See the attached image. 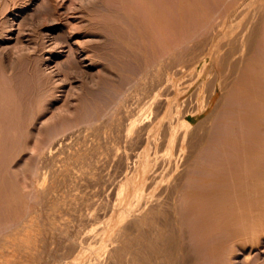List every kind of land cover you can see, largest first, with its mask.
<instances>
[{"label": "bare ground", "instance_id": "1", "mask_svg": "<svg viewBox=\"0 0 264 264\" xmlns=\"http://www.w3.org/2000/svg\"><path fill=\"white\" fill-rule=\"evenodd\" d=\"M206 1L207 0H201V1L200 0H126L121 5L122 11L124 13L123 16L126 17V20H128L127 22L129 23V25L130 26L132 25L131 28L132 27L135 28V31L137 34V36H136L137 38L135 37L137 40L134 39V41H132V40L131 41H124V43L123 42L122 43L124 44L125 47L129 48L130 50L131 49L133 50L134 47L136 48V46H138L139 48H142V51H141L142 53H143V49L145 50L146 54L147 53L149 54L151 51V53L153 54V55L151 54L153 58L151 57L152 60L149 59L150 62L148 61L149 63L147 62L145 64V66H143L141 71L139 70L140 72L138 73L137 77L134 78L135 79L134 82L132 80L133 84L130 82V84H132V86L128 90H126L127 91L125 94L126 98L130 97V99H131V103L128 104L130 106H128V105H127L128 107L126 106L128 109H126L125 111H122V115H120V117H119L118 112H121L119 110H120V108L121 109H123V108L120 107V102L117 103L119 105V110H118V112L116 111L118 113L117 115L119 117V119H117L118 122H116L115 125L112 124L113 123L112 118L115 116L114 115L112 118H109L110 120H112L111 123H109L110 121L107 122L105 120L106 124L103 125V127L104 126L107 127L108 126L107 124L109 123L110 127H108V129L112 128L111 124L113 126L112 131L108 130L106 128V134H107V131H109V132L111 131V135L113 138L112 139L108 133V137L110 136V138L113 141V142H111V143H113V144H111L112 145L111 151H109V152H111L112 158H116V159L119 158L120 160H122L123 156H124L126 163L124 162V167L122 166L123 165V163H122L121 166L123 168L122 169L120 168L123 171L124 178H122L123 181L120 183L118 190H117V193H116L117 194V198H116L117 203H116L115 196H114L115 194H114L113 196H114V200L116 203L115 207L110 208V209H112L110 217L108 214L106 215V218L109 217V219H108L105 227H103L104 225H102V224L100 225L103 227L102 233H101V235H102L101 242H100V239L98 238L100 245L98 247H95V245L97 246V243H98L97 242L96 244H94V246H92L91 244L94 243V242H92L93 239H92L91 243H89V241L87 240L88 236H91L90 234H92V233L96 234V232L91 233V231H90V234L88 236H86V238L81 237V236H83L82 234L85 233V231H83L85 229L84 228L82 229V227H84V226H82L81 224H83L84 223L83 221L87 217H89V215H86V213H88L87 211L89 209H87V211H86V209H84L86 211V213L83 212L84 215H82L83 213L81 211H80L81 213H77V214L75 213L74 214L73 220L75 221V223L78 222V224H75V223L72 224L71 223L72 220L69 221V219H67V218L64 221L62 220L63 222L58 223L57 221L54 220V217H55L54 215H53L54 216L53 219H52V217H50L51 218L50 219L49 216L46 215L45 216L46 219L48 216V218L50 220L47 219V222H44V221H42L43 218H42V220L40 218H39L40 220L38 219V217L36 216L37 211L34 209L35 212L32 211L34 213L29 212L30 214L27 217L18 219L17 222L13 225V227L9 228L10 230L7 233L0 236V264H86L85 262H87V261H84L83 258L89 254L92 255V257H93L92 260L90 259L91 257L89 258L90 261H93V260L94 261L92 263L90 262L88 264H103L99 259L100 258L99 254L101 253V251H106V252L109 251V255H107V260H108V257L110 255L116 256V254H117V260L115 259V257L112 258L113 260L115 259L117 261V263L115 261H113L112 259L111 260L109 259L110 264H114V263L115 264H124L123 262L125 260V256H127V255H128V258H130V259L128 260L129 262L127 260H125L127 262L126 264H182V263H178V262H181L178 259V256L180 254L179 252H180V250L184 249L187 253V251L189 249L186 250L184 248V247H186L185 245L183 246L181 243L179 244L180 241H178V243H177V241L174 239L175 234L173 235V232H175L174 231L175 228H174L173 221L178 220V219H176V217H178L177 215L180 214V212L184 213L185 216L187 215V217H186L187 219L192 218V214L194 213L193 212L194 210L192 208H191V210H192L191 211L188 207H186L187 209L185 207H183L184 206L183 205L184 203L182 204L183 199H185V200L188 199L191 203L197 202V204L192 203L193 205L190 206V207H194V205H195L196 207H194V209H196V211L199 210L201 212V209H202V212L198 213L199 212L198 211L197 215L203 214L202 216L204 218L207 215L206 217L208 220L206 218L202 219L203 217L201 215L200 216L198 215L199 217H197V215H195L196 219L195 218H194V220L191 219L194 221L193 222L194 224H195V220H196V222L199 221L200 226H201L202 225V222H200V219H201L202 221L203 220L205 221L204 226L202 225L201 229L208 225V227L211 226L210 228H212V230L214 229L215 231H217L219 233V236L221 233L222 234L224 233L223 238L225 237V240L223 239L224 241H221V242H223L225 244L220 242V243H218V244H221V246H220L216 243L218 246H220V247H222V245L227 246V244H228L226 242V239H227L226 236L227 235H228V237L230 236V241H229V238L227 239L230 243V244H228V246H232L231 247L232 249L229 252H233L236 249L243 251V249H245L246 246L247 247H250V246L253 247L254 245L256 246V244H258V242L256 241L258 236H261V235L264 236V64H263L264 61H263V63L261 62L263 60L262 58L264 57V55H263L264 54V39H263L264 38L263 37L264 36V27H263V25H264V16H263L264 14H263V12L264 11H262L264 9L263 8L262 9L261 8L255 9L256 7H254V8L251 7V6H253V4H256V0H217V1H220V3L218 2L219 5H217L218 3H216V5H213V6H214V8L218 6L216 11L218 12L219 15H218V18H216V17L215 18L218 20L220 19V20L216 24L214 21L215 19H212L214 21L215 25H217V27H216V26H213V24H214L213 21L212 22L210 21V19L215 14L212 17L210 15V17H211L210 18L209 15L207 16L208 11L206 9V7L210 9V5H212L213 0H211V4H210V2L207 3ZM200 2H204V4L207 3V4H209V6L207 4H206L207 6H205V5L202 6V4ZM262 3H263V0H262ZM262 3H260V4H262ZM119 5H120V3H119ZM257 6H259V5L257 4ZM260 10H261V12H260ZM117 11H120V9ZM122 11H120V12H122ZM260 13H262L261 16H260ZM120 15H119V17H120ZM207 17H209V20H207L208 19ZM121 18H122V16H121ZM192 19L198 23L197 24L195 22L199 26V28L201 26V29L198 28L199 30L197 32L194 31L195 34L192 31L193 35L192 34L189 35L191 33L190 30H193V29H190L192 26V23L190 24L191 26L190 25L187 26L188 25L187 21L192 22L193 21ZM204 19H206L207 22L202 23ZM202 24H204V25L202 26ZM192 28H193V26H192ZM262 33H263V36H262L261 40H263V42H260L261 40L259 38H261L260 36L262 35ZM184 34L187 36V39H184V37H183V36H185ZM135 40L138 42H136ZM137 50L138 49H136V51ZM146 50H149V52ZM139 51H140V49H139ZM256 51H258L257 52L258 54L256 53ZM146 54H144V55H146ZM148 54H147V56H149ZM144 55H142V57ZM260 56H261V58H260ZM144 57H146V56H144ZM84 59H85V57H84ZM86 59H89V58H86ZM92 61L88 64V66L93 65V64H98L97 60H96L97 63H93ZM242 64H243V66H242ZM242 72H243V81L241 82V84H242L241 87H243V89H240L242 91V92H240V94L243 93L242 95H243L244 105H242V106H244L245 109H243V112H242V114L244 113L243 118L241 117L242 115L239 117L243 119L242 121H244L243 125L245 126L246 132L251 131V130H252V132H251V134L248 133L249 135L247 136V138L244 137L245 140L243 141V145L242 144L239 145L238 143L235 142L236 144H238V146H241V148L243 146V149L239 148V151L243 150V151H241L243 154H240L241 156L243 155V158H241V156L237 157L239 155V153H238V155L236 153L237 159L232 158V156H231L230 160L234 161L236 159V161H237V160H239V158L243 159V161H242L243 163L237 164L239 166H237L235 164V168L239 167V169H240V165H243V168H241L239 171V172H241V170L243 169L242 170L243 171V181L239 182L240 179L242 178L241 176L237 175L239 173V172H237V170H239V169L236 170L235 168H232L233 163L228 162L225 159L224 156L228 155V154H225V155L223 154L224 156L221 155V156H223L222 159H225L226 161L225 160L224 161L228 162L229 164L231 163V168H230V165L228 164L229 168L225 167L226 169H224V166H223V168L222 167L220 168V170L223 169L222 170L223 172H221V171L216 172V171H214L215 170L214 169L213 170V172H214L213 178H209L211 180H208V181L204 178V177H207L206 175L203 177V175L205 173H207L206 170H204V168H203L204 171L203 170L202 171L204 173H202L203 175H201L202 178L199 177L200 178L199 179L196 177V180H195V182H193V184L196 186V188L200 187L201 185L207 184V183L209 184L210 181L212 182V184L210 183L209 185H211V186H209V187L207 185H204L205 187L203 186L204 187L203 191L199 188L196 189L195 187H193V189L194 188L195 189L191 192V191H189L190 189L188 188V190H187V188H185L184 185H185L186 181H188V179H189L188 177L190 176L189 172L192 169L191 167H189L191 165V162L189 164V159H191V157H193L194 154L193 155L189 154V157L187 156L188 159L183 161V163L181 165H179L178 158H180V156L183 153H185V150H188V149H185V144L188 141H189V143H187V145H190V146H188V147H190V149H189L190 151L188 150L189 153H192L191 152L193 150L192 147H194L197 151L195 153L199 154L198 151L201 150L206 143V138H207L206 136L207 135L202 134V133L199 134V131H197V129L203 128L206 125V123L210 120V118H209L210 116L207 118H204L202 120H198L199 116L201 115V113L203 112L205 107L208 108L210 106L213 98L216 95L218 97L219 96L226 97L224 94H227L228 87L231 86V84L232 85L236 84L237 83L236 81L238 79H239V81L241 80ZM212 74H213V76H211ZM70 75L71 74H69V76ZM75 75L76 74H74V76ZM187 77H188V79H187ZM75 78H76V76H75ZM127 82H129V81H127ZM127 82H126L124 87L127 86ZM110 83H113V82H109L108 83L109 86L111 85ZM95 85L92 88L95 87L94 89H97L98 87H100L99 86L100 84L99 85L95 84ZM101 85H102V83H101ZM120 85H122V84H120ZM237 86L239 87V85H237ZM237 86H236V88H237ZM101 87H103V86H101ZM115 87H117V85H115ZM118 87L116 88L117 90L119 89ZM100 88H99V92L101 91ZM112 88H113V86H112ZM112 88L110 87L109 89L113 90L114 88L113 89ZM193 88H195V90H193ZM117 90H115V91L113 90V91L116 93ZM123 90H125V89H123ZM231 90H232V88H231ZM106 91L108 93V90H106ZM191 91H192V93H191ZM89 92L95 93V90L94 91L89 90ZM121 92H123V91L121 90ZM223 92H225V93L223 94ZM189 93H191L190 95L197 102L195 105L196 107L193 106L194 108L187 107V105L185 104V97ZM203 93L206 94L205 95L206 98H204V100H205L204 104L200 100L202 98L201 96ZM90 94H92V93H90ZM121 94H123V93H121ZM234 95H236V94H234ZM104 96H106V95H104ZM98 97L99 96H96L95 98H98ZM102 97H101V99H102ZM106 97H108V95ZM222 97H221V99L225 100V98H222ZM228 97H230V95ZM239 97H240V95H238V98ZM124 98H125V96H124ZM90 99L92 100L94 98L90 97ZM113 99H114V95H113ZM230 99H231V97H230ZM103 100H104V98H103ZM106 100H108V99H106ZM117 100H118V97L116 100H114V102ZM218 100H217V102H219ZM186 101L188 103L189 100H186ZM192 101H194V100H192ZM106 102H108V101H106ZM128 102H129V100H128ZM224 102H226V100ZM228 102H230V101L228 100ZM240 102H242V101H240ZM221 103L223 105V102H221ZM221 103H219V105ZM192 104H194V103H192ZM110 105H108V106H110ZM112 105H113V103H112ZM217 106L215 108L216 110H217ZM223 106L221 107V105H220V106H218V108L221 107L223 109ZM213 109H212V111H214ZM239 109L240 108H238V110ZM216 110L214 112H216ZM244 110H245V112H244ZM106 111H107V109H106ZM229 111H230V109H229ZM233 111H234V108H233ZM251 111H252V113H251ZM237 113L238 112H236L235 114H237ZM240 114L241 113H239L237 115H240ZM117 115H116V117H117ZM209 115H210V113H209ZM214 115H213V117H214ZM224 117L226 119V116H224ZM224 117H223V119H224ZM225 119H224V121H226ZM94 120H95L94 122H96L97 119H94ZM216 120H217V118H216ZM216 120H214V121H216ZM211 121H212V119H211ZM240 123L241 122H239V124H237V125H240ZM212 125L214 126V124H212ZM243 125H241L240 127H242ZM100 126L101 125L97 126V131H98V127H99V129L101 128ZM210 126H211V124H210ZM91 127H92V125H91ZM103 127H102V130H103ZM87 128H89V127H87ZM205 128H206V130H205ZM205 128H203L204 132H206L208 130L207 128H209V127L207 126ZM212 129L214 130V128H212ZM86 130L88 131V129H86ZM79 131H80V133L83 131V134H84V129L82 130V127H81V130L79 129ZM93 131H94V128H93ZM97 131H96V133H97ZM99 131H98V133H99ZM86 133L87 132L85 131V134ZM101 133H102V131H101ZM215 133H216V131H215ZM238 133H241V132H238ZM64 134H66V133H64ZM70 134H72L71 131H70ZM70 134H68V136H70ZM74 134H75V136H73V137H75V138H77L79 135V133H78V135H76L75 132H74ZM85 134H84V136H86ZM90 134L91 133H89L88 136ZM103 134H105V132ZM210 134H212V132L209 133V135ZM91 135L96 136L93 134H91ZM98 135H101V134H97V137H98ZM194 135L196 138H195V141L193 142L192 140H193ZM239 135H241V134H239ZM84 136H82V137H84ZM241 136H244V135H241ZM101 137L102 136H100L99 138H101ZM108 137H107V139H108ZM208 137H210V136H208ZM216 137H217V135H216ZM75 138L69 139V137L68 138L66 137L65 139H63V141L67 142L66 141L67 139H69V141L70 140L74 141L73 139H75ZM232 138L233 137H231V139ZM244 138L242 137L240 139H244ZM82 139H84V138H82ZM85 139H87V138H85ZM104 139H106V138H104ZM111 139H110V141H111ZM221 139H223V138L221 137ZM225 139H227V138H225ZM45 140H47V139H45ZM55 140H53V141L55 142ZM60 140H62V139H59V141ZM210 140H212V139H210ZM235 140H237V139H235ZM72 141H71V144H72ZM77 141H78V143H77V147H78L79 146L78 144L80 142H79V140H77ZM86 141L88 143L91 142L90 138H89V140H86ZM97 141H101V140L97 139ZM208 142H209V140H208ZM237 142H240V141H237ZM44 143L46 144V142H44ZM68 143H70V142H68ZM84 143H83V145H84ZM92 143H90V145ZM101 143L105 144V142H102V141H101ZM107 143L110 144V142H107ZM216 143H217V140H216ZM223 143H225V142H222V144ZM228 143H229V141H228ZM231 143H233V142L231 141ZM55 144L61 146L62 142L57 143V141H56ZM63 144L66 145L65 143H63ZM71 144H69L68 146L70 147ZM74 144H76V141ZM98 144H100V142ZM109 144H108V146H110ZM212 144H214V143H212ZM219 144L221 145V143H219ZM234 144H232V147H234L233 146ZM48 145H49V143H48ZM48 145H45V146L50 147ZM50 145H52V144H50ZM56 145H53L52 148L55 146L53 149L59 151L58 149H56V147L57 148H60V147H58ZM73 145H71V146H73ZM80 145L82 147V144H80ZM88 145H86V147ZM229 145H231V144H229ZM45 146H44V148H45ZM93 146H94V143H93ZM93 146H91V148L88 146V148L92 149ZM235 146L237 147V145H235ZM38 147L39 148H37V149L40 150L39 151V153H40L41 150L44 148L41 147L42 148L41 149L40 146H38ZM65 147L63 146L62 149L60 148V151L61 150L63 151V149ZM81 147H80V149H81L80 152H82V154H83L84 150ZM101 147H102V145H101ZM106 147L107 146H105L104 148H106ZM209 147L207 150H209ZM229 147H231V146H229ZM229 147L225 146L226 149L227 148L229 149ZM94 148L96 149V146ZM104 148H103V150L106 154L107 151H105ZM191 148H192V150H191ZM97 149H98V145H97ZM100 149H102V148H99L98 150H100ZM220 149H222V148H220ZM70 150H73V149H70ZM70 150H69V152H70ZM204 150H205V148H204ZM57 151L55 152L52 150V153H49V154L47 153L49 156H47V155L46 156L49 159V161H51V160L54 161L58 158V156H60L58 154V156L56 157L57 154L55 155V153H58ZM62 151H61V153H62ZM75 151L76 152L78 151V155L80 154L79 150H75ZM75 151L74 152L71 151V153L73 152V153L77 154ZM86 151L87 150H85V152ZM188 151H186V152L188 153ZM45 152H46V150H45ZM87 152L88 153H86V155L87 154L89 155L90 151H87ZM199 152L201 153V151H199ZM227 152H229V151H227ZM92 153H93V155H95V153H97V152L94 153V150H93ZM99 153H101L100 154L101 156H108L109 158H111V155H109V154L103 155L102 154L103 152H101V151ZM72 154L70 157L74 156V155L72 156ZM84 154L82 156L83 158L85 156ZM217 154H219V153H217ZM36 155H38V152ZM42 155H43V152H42ZM64 155H66V153ZM78 155H76V157H78ZM100 155H97L98 159L96 158V155H95V157L91 156V155L88 157L86 156L85 162L84 161L81 162V163H83V165L79 166L78 163H80V161H82L80 159V156H81V154H80L79 158H76V160L80 159L79 162L77 161L78 162L77 168L82 167L83 170H85V169L90 170V173H89V171H86V174L88 172L90 175L92 172L91 170H93L94 168L97 169L99 167V162L102 163V162H104V160L107 159V158L106 159L102 158V160L99 159ZM38 156L41 157L40 155H38ZM46 156H42V157L46 158ZM198 156L196 155V157H198ZM221 156H219V157H221ZM60 157L63 159V156H60ZM60 157L58 159L61 161ZM68 157H66L67 160L70 158V157L69 158ZM201 157H203V156H201ZM216 158H213V159L211 158V159L213 161ZM38 159H40V158H38ZM48 159L45 161H48ZM218 159H220V158H217V161H218ZM241 159H240V161H241ZM41 160H42V158H41ZM73 160H75V159H73ZM73 160H72V162H73ZM98 160H100V161L98 162ZM114 160L115 159H113V161ZM120 160H118V159L115 160L114 163H112V165H113L112 167H114L115 163L117 161H120ZM64 161L66 162V159H64ZM108 161H110V160H108ZM130 161L134 162V164H132L133 166L131 168L129 166V165H131ZM207 161L208 160H206V162ZM220 161L223 162V160H220ZM40 162H42V161H40ZM43 162H44V159H43ZM57 162H59V161H56V163ZM72 162H69V163L72 164ZM97 162H98V164H97ZM107 162H105V163H107ZM120 162H122V161H120ZM47 163L48 162H46V164ZM69 163L67 162L68 166H71V165H69ZM74 163H73V165H74ZM81 163H80V165H81ZM128 163H129V165H128ZM213 163H215V162H213ZM238 163H240V162H238ZM44 164H45V162H44ZM48 164H51V162ZM57 164L59 165V163H57ZM57 164H56V166H57ZM62 164H64V163H62ZM119 164H118V166H120ZM195 164L196 163H194V165ZM202 164L204 165V163H202ZM219 164H220V162H219ZM221 164H220V166H221ZM95 165H98V167H94ZM102 165H103V163H102ZM102 165H100V168L103 167ZM104 165H106L105 169L107 170L108 163L104 164ZM222 165H224V164H222ZM41 166H39V167H41L40 169H42V171H43V169L45 167H47L46 169H49L48 166H50V165H47L44 167V165L42 164ZM61 166L64 167L63 165H61ZM118 166H116L114 168L113 172H118V171L120 172L121 171V170H119ZM180 166H182V168ZM212 166H209V167L207 166V167L210 169ZM50 167H52V166H50ZM56 168H57L56 170H60V169H58L59 167H56ZM116 168H117V171H115ZM180 168H181V170H180ZM189 168H190V170H189ZM212 168H214V167H212ZM51 169L52 168H50V170ZM73 169L76 170V168H73ZM209 169H207V170H209ZM98 170L100 171L101 169H98ZM102 170H104V167ZM106 170H104L103 172H100L101 175L107 174ZM109 170H110V168L108 169V172H109ZM36 171L38 172L39 170H36ZM62 171H63V169H62ZM76 171H78V169ZM105 171H106V173H104ZM192 171L193 170H191V172ZM50 172H54V170L53 171L51 170ZM70 172H73V171H70V170L67 171L65 169L63 173L60 172V175L58 174L59 176H62L61 177L62 179L59 177H58V179H60L61 181L67 182V180L69 181V180H71V178H73V177L75 178V176H73L74 174L72 176L70 175L71 174ZM79 172L81 173L82 170L78 171L76 173H79ZM211 172H212V170L209 171L208 173H211ZM40 173H38V175ZM48 173H49V170H48ZM48 173H47V175H48ZM54 173L57 174L56 171ZM82 173L85 174V171H83ZM95 173H96V171H95ZM95 173L94 174L92 173V177L90 176V178L88 179L90 182L86 179V175L82 174L81 177H78V174H76V175H77L78 179L85 176L82 179L85 178L92 185L98 186L100 184H96V183H98L97 181H96V183H94L95 182L94 175H96ZM97 173L98 174L95 176L96 179H97V177H99L98 175L100 174L99 172H97ZM109 173H110V175L107 174V176L109 175V179H110L112 177L111 174H113V173H111V172H109ZM195 173H194V175H195ZM199 173H201V172H199ZM215 173H220V174H215ZM51 174L48 176L49 178L52 176ZM119 174H117V177L114 175L117 180L115 179V182L114 181L112 182L115 186H113L110 183V187L112 185L114 188H117L116 186L118 184L116 183V181L118 182V180H119L118 179ZM241 174L239 173V175H241ZM34 175H35V173H34ZM54 175H53V177H54ZM32 176L33 175H31L30 177H32ZM35 176H37V175H35ZM39 176H41V177H39L40 178L39 180L37 179L38 177L37 178L35 177V178L38 180L37 186L40 188L41 186H39V184L45 186L46 181L47 182H49V181L45 180L46 173H45V175H44V173H42ZM56 176L57 175H55V178H57ZM214 176H215V179H214ZM184 177H186L188 179L184 180V185H183ZM210 177H211V175H210ZM93 178H94V181H92ZM104 178H107V177H104ZM104 178H103V180H106ZM32 179L34 181V177ZM85 179H84V181L86 182ZM53 180H55V179L53 178ZM75 180H77V179L75 178ZM75 180H74V182H76ZM98 180H99V178H98ZM101 180H99L100 183L104 182L103 180L102 181ZM58 181H57V183H58ZM84 181H82V182H84ZM106 181L111 182L108 180H106ZM106 181L104 182V184L106 183ZM119 181H121V180H119ZM192 181H190V182H192ZM69 182H71V181H69ZM74 182L72 181V183H70V185L74 184ZM36 183L37 182H35L34 184L36 185ZM43 183H45V184H43ZM53 183L56 184V182H53ZM76 183L79 184V186H78V184H77V186L79 187L78 189L81 190L82 189V188L80 189L81 179ZM63 184H64V186H67V185H65V183H63ZM83 184L84 183H82V185ZM87 184L85 186L84 185L83 186L87 187ZM104 184L101 183L102 186ZM108 184L109 183H107V185ZM193 184H190V185H193ZM53 185L54 184H52V186ZM61 185H62V183L60 184V186ZM90 185H88V186H90ZM56 186H57V190H61V187H60V189H58L59 185L56 184ZM100 186L98 187V190H99V188L101 190L102 186L101 187ZM185 186H187V185H185ZM29 187H32V186L29 185ZM91 187L95 188V186H90L89 188L87 187V189H90ZM50 188H51V183L49 184V186L46 189H48V190L53 189V188H51V189ZM73 188L79 194V196H78V194L76 192H74V193H76V198L81 196L80 195L81 193H79V192H82V191L84 192V190L79 191L76 188V185H75V187L73 186ZM94 188L92 189L93 191H94ZM201 188H202V186H201ZM205 188H208V189L205 190ZM232 188L237 189L238 191H240V190L243 191V193L239 192V194H242V195L237 197V199H234L233 196H231V195H233V192H234V190H232ZM41 189H39V190L41 191ZM85 190H86V188H85ZM92 190H91V192L86 190L87 193L85 192L86 194H84L82 192V194L87 195L88 192H89V194L93 193ZM102 190H104V189H102ZM102 190H101V193L103 192ZM63 191L65 192V190H63ZM43 192H44V188H43ZM47 192H46V190L44 192L45 193L44 196L47 195V198L45 199L44 196H42V198H41L42 199L41 201L43 202L45 200L43 203H46V204H47L46 200L48 199L49 194H51L53 191H49L50 193H47ZM66 192L68 193L67 190H66ZM96 192H98V191H96ZM55 193L60 194L59 191L58 192L55 191ZM63 193L60 194V198L62 197ZM103 193L108 194V189H107V192L105 190V192H103ZM34 194H36V193H34ZM40 194L42 195V193L39 192L38 195L40 196ZM70 194H72L71 191H69V194H67V195H70ZM94 194L95 193H93V196H94ZM99 194H97V197ZM29 195H30V193H29ZM64 195H66V193ZM88 195H87V197H90ZM100 195L102 197V195H104V194H100ZM50 196L52 199V195H50ZM58 196L59 195H57V197ZM104 196H107V195H104ZM53 197L55 199L56 195L55 196L53 195ZM101 197H99V198H101ZM8 198H10V197H8ZM63 198L65 200H62V202H60L62 198L59 199V197H58L60 203L58 202V199H57V203H59V204L64 203L65 204L67 196H66V198L65 197H63ZM73 198H74V196H73ZM76 198H74V199H76ZM94 198H95V196H94ZM106 198L107 197H105V198L103 197V199H106ZM21 199H22V196H21ZM67 199H69V201H67V202H70L72 200V198H67ZM82 199H84V197ZM82 199L78 198L77 200L82 201ZM90 199H93V198L90 197V198L86 199L87 201L85 200L84 202L85 203L87 202L86 203L87 205L85 204L84 205L85 207H82V208H86V207L88 208L89 207L88 201ZM103 199H102V201L99 199L100 203L101 202L104 203V202L108 201L110 198L106 201H104ZM12 200H15L14 197ZM27 200L28 199H26V201ZM35 200H36V198H35ZM99 200L96 202L97 204H98ZM111 200L112 199H110V201ZM37 201H38V199H37ZM41 201H40V203H41ZM55 201H56V199H55ZM72 201H75V200H72ZM79 201H78V203H79ZM90 201H92V200H90ZM180 201H182L181 202L182 206L179 204ZM28 202H30V200ZM67 202L65 205H68ZM93 202H94V199H93ZM198 202H200V203L198 204ZM203 202L207 203V204H204ZM213 202L215 203L214 206H210L208 204V203H211V205H212ZM218 202H219V204L221 202H223L222 205H224V206L218 205L217 204ZM50 203H51L50 206H47V205H49V203L47 205H44V206L50 208L52 205V201ZM70 203H69V205H72L74 208H75L74 205H77V204H74L73 202H72V204H70ZM76 203H77V201H76ZM82 203H83V201H82ZM201 203H202V205H201ZM16 204H14V205H16ZM64 204H62L63 206L59 205V207L63 208ZM99 204L97 205L98 208L101 207V206H99ZM186 204H185V206H186ZM203 204H204V206H203ZM25 205L26 204H24V206ZM38 205H39V201H38ZM55 205L56 204H54L53 207H56ZM91 205H93V204H91ZM96 205H94V206H96ZM113 205H114V203H113ZM197 205H199V206L197 207ZM207 205H209L210 207L213 208L212 210H210V213L208 212L209 209H207ZM216 205H217V207H215ZM36 206H37V204H36ZM57 206H58V204H57ZM80 206H82V205L80 204ZM105 206L108 207L109 204L107 205V203H106ZM187 206H189V205L187 204ZM201 206L203 208H201ZM26 207H24V208H26ZM40 207H41V209H43L42 205ZM53 207L50 208L51 211H52ZM210 207H208V208H210ZM57 208H55L56 211H57ZM55 209L53 210V213H54ZM63 209L65 210L66 208H63ZM67 209H68V206H67ZM94 209L91 208V212ZM103 209H107V208H103ZM188 209L191 211L192 214H189L190 211ZM10 210H12V209L10 208ZM18 210H19V207H18ZM18 210H16V213H18ZM30 210L28 209V211H30ZM38 210H40V208ZM59 210L60 209L58 208V211ZM74 210H76V209H74ZM74 210H73V212H77V210L79 211L80 209L77 208L76 211H74ZM96 210L97 209H95V211ZM98 210H100V209H98ZM44 211H43V213H44ZM67 211H69V209ZM95 211H93V212H95ZM104 211H106V210H104ZM186 211H189V213ZM205 211L208 212L209 214H206ZM69 212L71 213V211H69ZM93 212L91 214H94ZM37 213H39V212H37ZM45 213H44V215H45ZM98 213H101V212H98ZM106 213H108V212H106ZM204 213L206 215H204ZM24 214H25V212H24ZM48 214L51 215L49 212H48ZM65 214H66V212H65ZM103 214H104V212H103ZM58 215L60 216L59 213H58ZM61 215H63V214H61ZM159 215L160 216L162 215V218H163L162 221H159V217H158ZM188 215H191V217L189 218ZM214 215H217V217L216 216L214 217ZM67 216H69V214ZM85 216H86V218H85ZM193 216H194V214H193ZM95 217H97V216H95ZM95 217H94V219H96ZM101 217H103V216H101ZM104 217H105V214H104ZM16 218L17 217H15V219ZM56 218H57V216H56ZM59 218H61V217H59ZM69 218H71V217H69ZM92 218H93V216H92ZM92 218H91V221L93 222ZM198 218H199V220H198ZM63 219H65V218H63ZM211 219L212 220L217 219V221L213 220L214 222L212 223ZM87 220H89V218ZM87 220L85 222H87ZM181 220H183V219H181ZM98 221H99V219H98ZM102 221H105L104 218ZM94 222H95V220H94ZM183 222H185V221H183ZM89 223L90 222H88V224ZM181 224L183 226L184 223H181ZM187 224H189V223H187ZM92 225H90V226H92ZM124 225H126V226H124ZM0 226L2 227V225H0ZM144 226H148L149 229L151 226H152L151 228H153V229L156 226V229L154 231L156 232V230L159 229L158 235L156 234L157 235L156 237H154V238L152 237V234L155 236V234L152 232L153 229L150 230L151 232L149 231V229H147L149 234L152 233L150 235L146 234L147 233L146 231L144 233H142L141 235H137L138 232H140V231L142 232L144 230V228H145ZM192 226H190V227H192ZM198 226H199V224H198ZM198 226H196V227L194 226V227L197 228ZM3 227H4V225H3ZM175 227H176V225H175ZM190 227H189V229H190ZM194 227H193V229H195ZM99 228H97V229H99ZM142 228H143V230H142ZM210 228H208V229H210ZM97 229H95V230H97ZM208 229L206 231L204 230V232H206V233L209 232ZM176 230L178 231V228ZM181 230H183V228ZM191 230H189V231L187 230V231L190 232ZM198 230H200V227H198ZM212 230H210V232H209L210 234L209 233H207V234L205 233V234L206 235L209 234L211 236V233L214 232L212 234H216V236L218 237V235H217L218 233L215 231H212ZM134 231H138L137 234ZM187 231H184L185 236L183 235L184 238H186V241L188 238L194 236L193 234H192V236L189 234L190 237L186 236V234L188 233ZM194 231L196 232V229ZM200 231H201L200 233H203L202 230H200ZM97 232H99V231L97 230ZM131 232L134 233L133 234L134 236L137 235L138 237L136 236L134 239L128 238V235H130ZM185 232H187V233H185ZM85 234H84V236H85ZM95 234H93V235H95ZM101 235H99V237ZM172 235H173V237H172ZM202 235L204 236V234H202ZM206 235L204 236V238L206 237ZM209 235H208L207 239L210 238ZM148 236H151V237H148ZM200 237H201V234H200ZM91 238L92 237H90V239ZM218 238H217V240H218ZM191 239L192 238H190V240ZM202 240H204V239H202ZM109 241H111L112 243H117V242L121 243V244H119L121 246L119 248H117L119 246L118 244H117V246L115 245V247L112 244L113 245L112 249L115 248L114 250H112L113 251L112 252L111 249L110 250L107 249L108 244H106V243ZM181 241H184V240L182 239ZM142 242H144V243H142ZM175 243H177L176 246H175ZM191 243H193V241H191ZM178 244L182 245L183 248H181L182 246H178ZM208 244H210V242ZM193 245H194V243H193ZM217 245H215V246H217ZM248 245H250V246H248ZM132 247H136V248L131 249ZM176 247H177V249H176ZM194 247H196V246L194 245V246L190 247V250H191V248H194ZM201 247H204V246H201ZM220 247H218V248L221 249L219 251H221L222 254H223V252L225 254V252H228V250L230 249V248H228V250H226L227 247L226 248L224 247L225 249H223V247L222 248H220ZM179 248H181V249H179ZM197 250H199V249H197ZM203 250H204V248L202 249V251ZM216 250L214 248V251H216ZM185 251H183V252L185 253ZM194 251H195V249H194ZM202 251H201V253H202ZM211 251H213V250H211ZM114 253H116V254H114ZM186 253L184 255L187 256ZM188 253L190 254L191 252L189 251ZM217 253H218V250H217ZM101 254H100V256H101ZM214 254H215V252H214ZM207 255L208 254H206L205 256H207ZM227 255L228 254L222 255V258L224 257L223 262L225 261V259H226L225 256L227 257ZM202 256L200 258H202ZM181 257L182 256H180V258ZM187 257H189V256H187ZM187 257H184V258L187 259ZM123 258H124V260H123ZM196 258H197V256H196ZM190 259H188V260H190ZM102 260L104 261V259H102ZM206 260L208 261V258ZM228 260H229V258H228ZM111 261L113 263H111ZM193 261H196V259H194ZM200 261H199V263H200ZM183 262H185V261L183 260ZM209 262H210V260H209ZM191 263H193V262H191ZM203 263H204V261H203ZM217 263H215V264H217ZM104 264H108V263H104ZM184 264H188V263H184Z\"/></svg>", "mask_w": 264, "mask_h": 264}, {"label": "rangeland", "instance_id": "2", "mask_svg": "<svg viewBox=\"0 0 264 264\" xmlns=\"http://www.w3.org/2000/svg\"><path fill=\"white\" fill-rule=\"evenodd\" d=\"M125 1L124 0H120V1L119 0H0V225H2V227L0 226V233H1L0 236L3 235V234H5V233H7L10 230L9 228H12L13 225L17 222L18 219L27 217L30 214L29 212H32V211L35 212V210L37 212H39V213L36 212L37 215L36 214L35 215L38 217V219L40 218L42 220V218H43L42 221H44V222H47V219H49L50 217H52V219H53V217L55 216L54 217V220L57 221L58 223L63 222L67 218V219H69V221L72 220L71 223L74 224L75 223V221L73 220L74 214L75 213L76 214L77 213H81V212L82 213L83 212L86 213L87 209H89L90 211L89 210L87 211L89 214L86 213V215H89V217L86 218V216H85L86 219L83 221L84 223L82 222L83 224H81L82 226H84V227H82V229L83 228L85 229L83 231H85L86 234L83 233L82 234L83 236H81V237L86 238V236H88L90 234V231H91V233L92 232H96V234L95 233L90 234L91 236H88L87 240L89 241V243H91V241L93 239L92 242H94V243L91 244L92 246H94V244H96L97 242H98L97 243V246L95 245V247H98L100 245L101 237H102V235H101L102 229H103V227H105V225H106V223H107V221H108V219H109V217L111 215V212H112V209H110V208H114L115 207V204L117 203V200H116L117 194L116 193H117V190H118V187H119L120 183L123 181L122 178H124L123 171L121 169L124 167V162L126 163V161L124 159V156H123V159L122 160H120L119 158H117L118 160H120L122 162L117 161L118 163L116 162L115 163V166L112 167L113 166L112 163H114V161L117 160L116 158H112L111 152H109V151H111V148H112L111 147L112 146L111 144H113V143H111V142H113L112 141L113 138H112V135H111V131L113 129L112 124L115 125L116 122H118L117 119H119L120 115H122V111H125L126 109H128L127 107L130 106L128 104L131 103V99H130V97L129 98H126V95L125 94L127 92L126 90H128L132 86V84H133L132 83V80L134 82V80H135L134 78L137 77L138 73L141 71V69L143 68V66H145V64L149 61V59L152 60V58H153L152 57L153 54L151 53V51H150L149 54L147 53L149 55V56H147V54L145 53V50L144 49H143V53H142L141 52L142 51V48H139L138 46H136V48L134 47L133 50L132 49L130 50L129 48L125 47L124 44H123L124 41H131V40L134 41V39L137 38L136 37L137 34H136V31H135V28L134 27L131 28L132 25L130 26L129 23L127 22L128 20H126V17L123 16L124 13L122 11L121 5ZM216 1L217 0H213L212 1V5H210V9L207 8V7H206V9L208 11L207 12L208 13L207 16L209 15V17H210V15H211V17H212L215 14L212 18L210 17L211 18L210 21L212 22L213 21L212 19H215L214 21L217 24L219 22V20H220V19L219 20L216 19V18H218V15H219L218 12L216 11L218 6L214 8L213 5H216V3H218V2L220 3V1H217V2ZM206 2L207 3L210 2V4H211V0H207ZM119 3H120V5H119ZM200 3L202 4V6L203 5H205V6L208 5L209 6V4H207V3H206L207 5L204 4V2H200ZM219 3L217 5H219ZM260 3H262V0H256V4H253V6H251V7H253V8L256 7L255 9H260V8L261 9L262 8L264 9V6H263L264 5V0H263V3L262 4H260ZM257 4L259 6H257ZM119 9L122 12L117 11ZM262 11H264V10H262ZM260 12H261V10H260ZM261 14L262 13H260V16H261ZM263 14H264V12H263ZM119 15H120V17H119ZM121 16H122V18H121ZM209 17H207L208 18L207 20H209ZM205 20L206 19H204L202 23L207 22V20L206 21ZM214 21H213V23H214ZM195 22H196L195 20H193L192 22L191 21H187V24H188L187 26H189L191 23H192V26H193V28H192L191 25H190L191 28L189 27L190 29H193V30H190L191 33L189 35L192 34V31L194 33V31L197 32L199 29H201V26L199 28V26L197 25L198 23L196 22L197 23L196 24ZM215 23L213 24V26H216L217 27V25H215ZM203 25L204 24H202V26ZM263 27H264V25H263ZM262 36H263V33L260 36L261 38H259L260 40L262 39ZM183 37H184V39H187V36L186 35L183 36ZM136 42H138V41H136ZM260 42H263V40H261ZM136 49H138V50L136 51ZM139 49H140V51H139ZM146 51L149 52V50H146ZM257 52L258 51H256V53ZM141 54L142 55L146 54V55H144L146 57H144V56L142 57ZM261 56H260V58H261ZM84 57H85V59H84ZM86 58H89V59H86ZM262 59L263 60L261 62L263 63L264 57ZM90 60L91 61L93 60L92 61L93 63H97V61H98V64H93V65L88 66V64L91 62ZM242 66H243V64H242ZM69 74H71V75L69 76ZM74 74H76L75 75L76 78H75ZM211 76H213V74ZM187 79H188V77H187ZM127 81H129V82H127ZM242 81H243V72H242L241 80L239 81V79H238L236 81L237 82L236 84L239 85V87L236 84H233V85L231 84V86H229L228 89H227L228 90L227 94H224L226 91L223 92V94L226 97H224V96L223 97L222 96H219L218 97L216 95L213 98L210 106L208 108L205 107V109L203 110V112L199 116L198 120H202V119L207 118V117L210 116L209 117L210 120L203 127V128H205V127L208 126L209 128H207V129L209 131L207 130L206 132H204V129L203 128L197 129V131H199V134L202 133V134H206L207 135L206 136L207 138H206L205 145L203 146V148L201 150H199V151H201V153L199 151H198L199 154L195 153L197 151H196V149L194 147H192L193 150L191 148V150H192L191 152L192 153H189L190 147H188V146H190V145H187V143H189V141H188L185 144V149H188L189 151L188 150H185V153H183L180 156V158H178L179 165H181L183 163V161H185V160L188 159L187 156L189 157V154H191V155L194 154L193 155L194 158L191 157V159H189V164L191 162V165L189 167H191L192 168L191 170H193V171L191 172V170L189 168V170H190V172H189V175L190 176L188 177L189 179L186 178V177H184V179H183V185H184V180H187L188 179V181H186V183H185V185H187V186L184 185V187L187 188V190L189 188L190 189L189 191H191V192L196 188V186L193 184V182H195L196 177L197 178H199V177L202 178L201 175H203L202 173H204L203 172L204 170H206L207 173H205L203 175V177L205 175L207 177L209 176L208 178L207 177H204L208 181V180H211L209 178H213V175H214L213 170L214 169H215L214 171H216V172L217 171L218 172H220V171L223 172L222 171L223 169L220 170V168L221 167L223 168V166H224V169H226L225 167H228L229 165H230V168H231V163H233L234 165L232 164V168H235V164L237 165V164L243 163L242 162L243 159H241V158H243V155L242 156L240 155V154H243L241 152L243 150L239 151V148L240 149H243V146L241 148V146H238V144L239 145H241V144L243 145V141L245 140L244 137L247 138V136L249 134H251L252 130L246 132L245 126L243 125L244 124L243 123L244 121H242L243 120L242 118H243V115H244V113L242 114V112H243V109H245V107L242 106V105H244L243 95H242L243 93L240 94V92H242L240 89H243V87H241L242 86V84H241ZM109 82H113V83H110L111 85L109 86L108 85ZM126 82H127V86L124 87L125 84H126ZM130 82L132 84H130ZM94 83L97 84V85L100 84L99 86L100 87L103 86V87H101V88L100 87H98V88L96 87L97 89H94L95 87L92 88L95 85ZM101 83H102V85H101ZM114 84L117 85V87L120 84H122L123 86L120 85L118 87L119 89L117 90L116 89L117 87H115ZM112 86H113L114 89L112 88ZM236 86H237V88H236ZM110 87L114 91L117 90L118 92L116 91V93H115L113 90L109 89ZM99 88L101 90L100 92H99ZM231 88H232V90H231ZM123 89H125V90H123ZM89 90L90 91H94L95 90V93L89 92ZM106 90H108V93H107ZM121 90L123 92H121ZM193 90H195V88H193ZM90 93H92V94H90ZM119 93L120 94L123 93V94L120 95ZM191 93H192V91H191ZM191 93H189L185 97V104L187 105V107L194 108L193 106H195L197 102H196L195 99L192 98V96L190 95ZM112 94L114 95V99H113V95ZM228 94L230 95L231 99H230V97H228L229 96ZM234 94H236V95H234ZM104 95H106V96L108 95V97H106ZM205 95L206 94L203 93L202 96H201L202 98L200 99L203 102V104L205 102L204 98H206ZM238 95H240V97H239L240 99L238 98ZM96 96H99L100 98L99 97L98 98H95ZM124 96H125V98H124ZM90 97L91 98L93 97L95 99V100L92 99L94 102L90 99ZM101 97H102V99H101ZM117 97H118V100L114 102V100H116ZM221 97L222 98H225L226 102H224L225 100L224 99H221ZM103 98H104V100H103ZM106 99H108V100H106ZM191 99L194 100V101H192ZM128 100H129V102H128ZM186 100H189L190 101V102L188 101L189 104L187 103ZM217 100L219 102H217ZM228 100L230 102H228ZM106 101H108V102H106ZM240 101H242V102H240ZM119 102H120V107H122L124 110L121 109V108L119 110V105L117 104ZM221 102H223V105L224 106L222 105ZM109 103L111 105L113 103V105L111 106ZM192 103H194V104H192ZM219 103H221L220 105H221V107L223 106V109L221 107L218 108V106H220ZM108 105H110L111 107L108 106ZM216 106H217V110L215 109ZM233 108H234V111H233ZM238 108H240L239 109L240 111L238 110ZM106 109H107V111H106ZM212 109L214 111L216 110V112L212 111ZM229 109H230V111H229ZM118 110L121 111V112H118ZM116 111L119 113V117H118V115H117L118 113ZM236 112H238L237 114H239V113H241V114L240 115H237V114H235ZM244 112H245V110H244ZM209 113H210V115H209ZM211 113L213 115L215 114L214 117H213V115ZM251 113H252V111H251ZM116 115H117L118 118L116 117ZM224 116H226V119H225ZM239 116H241L242 118H240ZM223 117H224V119L226 121H224ZM109 118H112L113 121L110 120ZM216 118H217V120H216ZM237 118L238 119L240 118L241 120L240 119L238 120ZM94 119H97L96 122H94L95 121ZM211 119H212V121H211ZM105 120L107 122L110 121L109 123H111V121L113 122L111 124V127L112 128H109L108 129V127H110L109 123L107 124L108 125L107 127L106 126L103 127V125L106 124ZM214 120H216V121H214ZM238 121L241 122L240 125H237V124H239ZM98 124L101 125L100 126L101 127L100 129L98 127V131L100 130L99 133L97 131V126H99ZM210 124H211L212 127L210 126ZM212 124H214V126ZM91 125H92V127H91ZM241 125H243L242 127L245 130L242 127H240ZM81 127H82V130L84 129V134H85V131L87 132L85 134L86 136H84L83 131L80 133L79 129L81 130ZM87 127H89V128H87ZM102 127H103V130H102ZM93 128H94V131L95 132L93 131ZM106 128L108 130H111L110 132L107 131V134H106ZM212 128H214V130ZM86 129H88V131L89 130L90 131L88 132ZM205 130H206V128H205ZM70 131L72 132V134H70ZM96 131H97V133H96ZM101 131H102V133H101ZM103 131L105 132V134H103L104 133ZM215 131H216V133H215ZM74 132L76 133V135H78V133H79L78 137L76 136L78 139L75 138V137H73V136H75ZM211 132H212L213 135L212 134L209 135V133H211ZM238 132H241V133H238ZM62 133L63 134L66 133V134L63 135ZM89 133H91L93 135H96V136H92L91 134L88 136ZM108 133H109V135L111 136L112 139L110 138V136L108 137ZM68 134H70L71 137L68 136ZM97 134H101V135H98V137H97ZM239 134L244 135V136H241ZM195 135H194L193 140H192L193 142L195 141V138H196ZM216 135H217V137H216ZM82 136H84V137H82ZM100 136H102V137L99 138ZM208 136H210V137H208ZM66 137L67 138L69 137V139L75 138L76 140L73 139L74 141H72V140L69 141V139H67L66 140L67 142H65V141H63V139H65ZM107 137H108V139H107ZM221 137L225 141L223 139H221ZM231 137H233V138L231 139ZM242 137L244 139H240ZM82 138H84V139H82ZM85 138H87V139H85ZM89 138L91 140V142L89 141L90 143H92L94 141L93 142L94 143V146H93V143L90 145V143H88L86 141V140H89ZM96 138L98 140L100 139L102 142H105V144L107 142H110V144L107 143L105 145L104 143H101V141H97ZM104 138H106L108 141L106 139H104ZM209 138L212 139V140H210ZM225 138H227V139H225ZM45 139H47V140H45ZM59 139H62V140L59 141ZM110 139H111V141H110ZM235 139H237V140H235ZM53 140H55V142ZM77 140H79V142H80L78 144L80 147H81L80 144H82V147L81 148H83V150H84L83 152L85 153V154L83 153L85 155L84 158L82 157L83 156L82 152H80V150H81L80 147L79 146L77 147V143H78ZM208 140H209V142H208ZM216 140H217V143H216ZM56 141H57V143L58 142H62L61 146L60 145H56L55 144ZM71 141H72V144H71ZM75 141H76V144H74ZM81 141L83 143L85 142L86 144L84 143V145H83V143ZM228 141H229V143H228ZM231 141L233 143H231ZM237 141H240V142H237ZM44 142H46V144ZM68 142H70V143H68ZM97 142L98 143L100 142V144H98ZM211 142L214 143V144H212ZM222 142H225V143L222 144ZM235 142L238 143V144H236ZM48 143H49V145H48ZM63 143H65L67 146L64 145ZM219 143H221L222 146ZM50 144H52V145H50ZM69 144H71V145L74 144V145L73 146L70 145V147H71L70 148L68 146ZM108 144L110 146H108ZM229 144H231V145H229ZM232 144H234L233 145L234 147H232ZM45 145H48L50 147H47ZM53 145H56V146L60 147L61 149L63 148V146L64 147L66 146L65 147L66 149L64 148L65 150L64 149H63V151L61 150L62 151V153H61L60 148H57L56 147V149H58L60 152L57 151V150H54L53 148L55 146L52 148ZM86 145H88L90 148H91V146H93V147H92V149H90V148H88V146L86 147ZM97 145H98V149L99 148H102V149L98 150L97 149ZM101 145H102V147H101ZM235 145H237V147ZM38 146H40V148L41 147L44 148V146H45L44 149L46 150V152H45L44 149L41 148L42 150L39 153L40 150L37 149V148H39ZM95 146H96V149L94 148ZM105 146H107L106 148L108 150L106 148H104ZM218 146L220 148H222V149H220ZM225 146L226 147L227 146L228 147L231 146V147H229V149L228 148L226 149ZM208 147H209V150H207ZM69 148L70 149H73V150H70ZM103 148L105 149V151H107L106 154H105ZM204 148H205V150H204ZM74 149L75 150H79V153L81 154V156H80V154L78 155V151L76 152ZM52 150L55 151V152L56 151L58 152V153H55V155L57 154L56 157L58 156V154L60 156H63V159L60 156H58V158L60 157L61 161L63 160L62 162L58 158H57L58 160L56 159L54 161H52V160L49 161V159L47 158V156H49L48 155L49 153H52ZM69 150H70V152H69ZM85 150L90 151L89 152V155L87 154L88 156L91 155V156H94L95 157V155H96V158L97 159H98V156L97 155H100L101 154V153H99L100 151L103 152L102 153L103 155L104 154L105 155H107V154L111 155V158H109L108 156H101L100 155L101 157L99 156V159H101V160H102V158L103 159H106L107 158V159L104 160V162H102L103 165H102L101 162H99L100 160H98L99 167H98V165H95L94 167H98V168L95 169L93 167L95 170L94 169L91 170L92 172L89 175L90 170H88V169L87 170L86 169L83 170L82 167L81 168H77L78 167L77 163L80 161V159L82 160V161H80V163L83 162V161L85 162V159H86V156H87L86 153H88L87 151L85 152ZM93 150H94V153L97 152V153H95V155H93V153H92ZM71 151H73V152L75 151L77 154H75L73 152H72L73 153L72 154ZM186 151H188V153ZM227 151H229V152H227ZM37 152H38V155H40V156L42 155V152H43V155L42 156H46L47 155L46 158L48 159V161H45V160H47L45 157H42V156L39 157L38 155H36ZM63 153L64 154L66 153V155H64ZM217 153H219V154H217ZM236 153H237V155L239 153V155L237 156ZM71 154H72V156L73 155L74 156L73 157H70ZM195 154L197 156L198 155L199 156L196 157ZM223 154L224 155L225 154H228L229 156L228 155H225L224 156ZM76 155H78V157H76ZM200 155L203 156L204 158L201 157ZM221 155H223L225 157V159L228 162H231V163L229 164L228 162H225L226 160L225 159H222L223 156H221ZM65 156L66 157H68V156L70 157V158L68 157L69 158L68 159L69 161L67 160V158ZM79 156H80V159L79 160L78 159L76 160V158H79ZM215 156L216 157L218 156L217 158H220V159H218V161H217V158ZM219 156H221V157H219ZM231 156H232V158H236V156L237 157L241 156V158H239V160H237L240 163H238L236 161L237 158L234 160L236 163L233 160H230L231 159ZM38 158H40V159H38ZM41 158H42V160H41ZM72 158L75 159V160H73ZM211 158L212 159L213 158H216V159L212 161ZM43 159H44L45 164H46V162H48V163L51 162V164H48L47 163L45 165L44 162H43ZM64 159H66V162L64 161ZM113 159H115V160L113 161ZM205 159L208 160V161L206 162ZM240 159H241V161H240ZM72 160H73V162H72ZM108 160H110V161H108ZM192 160L193 161L195 160L196 162L195 161L193 162ZM220 160H223L224 163L221 162ZM40 161H42V162H40ZM56 161H59V162H57V163H59V165L56 163ZM54 162L57 164V166H56V164ZM67 162L68 163L69 162H72V164L69 163V165H71L72 167L71 166H68ZM98 162H97V164H98ZM105 162L108 163L107 170L105 169L106 168V165H104V164H107ZM130 162H131V165H129V163H128V165L131 168L133 166L132 164H134V162H132V161H130ZM213 162H215V163H213ZM219 162H220V164L222 163L224 165L221 164V166H220ZM62 163H64V164H62ZM73 163H74V165H73ZM80 163H78L79 166H82L83 163H81V165H80ZM122 163H123V165H122L123 167L121 166ZM194 163H196L197 165L196 164L194 165ZM202 163H204V165ZM42 164L44 165V167L47 166V165H50L52 167L48 166L49 169H46L47 167H45L43 169V171H44L43 172L42 169H40L42 167L41 166ZM60 164L63 165L64 167H62ZM118 164L121 167L118 166ZM100 165H102L104 167V170H106L107 171V174H109V175H110L109 172H111L113 174L115 173L114 175L117 177V174L120 173L118 175V179L121 180V181H119V180H118V182L116 181V183L118 185L115 183L117 185L116 186L117 188H114L113 186H115V185L112 183L113 181L115 182L116 177L113 174H111V176L113 178L111 177L109 179V175L108 176H107V174L101 175L100 172H103L104 170H102L103 167L100 168ZM39 166H41V167H39ZM116 166H118L119 170H121L120 172L119 171L118 172H113V170H114V168ZM207 166L208 167L209 166L214 167V168H212V167L210 168L212 170V172H211L212 174L211 173H208L211 170ZM237 166H239V165H237ZM56 167H59L58 169H60V170H56L57 169ZM108 167L110 168L109 172H108V169H109ZM180 167L182 168V166H180ZM50 168H52L51 169L52 171L53 170H54V172L56 171L57 174H55L54 172H50L51 171ZM64 168L67 171H69V170L70 171H73V172H70L71 173L70 175L72 176L74 174L73 176H75V178L78 181L81 179V184H80L81 187H80V189L82 188L81 190H84V192L82 191L84 194L87 193L86 190H88V191L91 192V190L94 188V187L93 188L91 187L90 188L91 190H90V189H87V187L89 188L90 186H95V188L97 189L96 190L94 188V191L96 190L98 192H96V191L94 192L92 190L93 193L96 194V195L94 194V196H95L96 199L94 198L93 193H90L89 194V192H88L89 195L87 194L88 196H90L91 198L94 199V202H93V199H90L92 201H90V200L88 201V205H89L88 208L87 207L86 208H82V207H85L84 205L87 202L85 203L84 201L86 199L90 198V197H87V195H83L82 192H79L81 190L78 189L79 188L78 187L79 184L76 183L78 181L75 180L74 177L71 178V180H69L71 182H69L68 180L66 182V181H61L60 179H58V177L59 178L62 177V176H59V175H60V172L61 173L64 172V170H65ZM73 168H76V170L78 169V171H81V170H82V172L85 171V174L82 173V172L81 173L79 172L80 174L79 173H76L78 171H76ZM181 168H180V170H181ZM203 168H204V170H203ZM241 168H243V165H240V169ZM35 169L36 170H39V171L37 172ZM62 169H63V171H62ZM98 169H101L102 171L101 170L99 171ZM207 169H209V170H207ZM235 169L237 170V169H239V167L238 168L236 167ZM240 169L237 170V172H239ZM48 170H49V173L50 174L52 173L51 174L52 176L50 177L51 179L48 177L50 175L48 173ZM242 170H241V172H239L240 174L242 173L241 175H239V173L237 174L238 176H241L242 177L241 179L239 178L240 179V181L238 180L239 182H242L243 181V171ZM86 171H89V173L87 172V174H86ZM95 171H96V173H95ZM106 171L104 173H106ZM115 171H117V168L115 169ZM97 172H99L100 174L98 175L99 177H97V179H96L95 176L98 174ZM199 172H201V173H199ZM34 173L37 176H35ZM38 173H40L39 175H41L42 173H44V175H45V173H46L45 180H48L49 181V182L46 181V185L45 186L39 184V186H41L40 188L37 186L38 180L40 179L39 177H41V176L38 175ZM47 173H48V175H47ZM75 173L78 174V177H81L82 174L83 175H86V179L87 180L90 178V176L92 177V173L93 174L95 173L96 175H94V178H95V182L94 183H96V181L98 182L96 184H100V185H101V183L104 184V182L106 180L111 181V182H107L106 181V183L103 186L101 185L102 187L100 185H98V186L97 185H92L91 183H89L90 182L89 180H88L89 181L88 182L84 178L86 180V182H85L84 179H82L85 176H83L82 178L78 179L77 178V175ZM194 173H195L196 176L194 175ZM54 174L57 175L56 176L57 178H55V175ZM215 174H220V173H215ZM31 175H33V176L30 177ZM53 175H54V177H53ZM210 175H211V177H210ZM103 176L104 177H107V178H104ZM33 177H34V181L32 179ZM35 177L36 178L38 177L37 178L38 180ZM53 178L55 180H53ZM94 178H93L92 181H94ZM98 178H99V180H101V179L103 180V178L106 179V180H103L104 182H101L100 183L99 180H98ZM214 179H215V176H214ZM74 180L76 182H74ZM57 181H58V183H57ZM72 181L74 182V184H71L70 185V183H72ZM82 181H84V182H82ZM190 181H192V182H190ZM35 182H37L36 185L34 184ZM53 182H56V184L59 185L58 186V189H60V187H61V190H57V186ZM60 182L62 183L63 186L62 185L60 186V184H61ZM48 183L49 184L51 183V188H53L54 190L53 189L52 190H48L49 188L46 189L49 186ZM63 183H65V185H67V186H64ZM82 183H84L83 184L84 186L88 183L87 184V187H84L82 185ZM107 183H109V184L107 185ZM110 183L113 186L111 185V187H110ZM210 183L212 184L211 181H210ZM43 184H45V183H43ZM52 184H54V185L52 186ZM77 184H78V186H77ZM190 184H193V185H190ZM209 184L207 183V184H204V185H207L209 187V186H211ZM29 185L32 186L33 188L32 187H29ZM75 185H76V188L79 190V191L78 190L77 191L79 193H81L80 194L81 195L80 197H78L79 194L73 188V186L75 187ZM88 185H90V186H88ZM204 185H201L202 188H201V186L198 187V188L203 191L204 190V187H205ZM99 186L101 187V190L104 189V190H102L103 192H105V190L107 192V189H108V194L103 193V192L101 193L100 188L98 190V187ZM193 187H195V188L193 189ZM43 188H44V192H45V190H46V192L48 191L47 193H50L49 191H53L54 192V193L52 192L51 194H49L48 199L49 198L50 199L49 200L47 199L48 201L46 200L47 204L49 203V205H47L46 203H43L45 201L44 199H43L44 200L43 202L41 201L42 200L41 199L42 196L45 195V193L43 192ZM85 188H86V190H85ZM198 188H196V189H198ZM39 189H41V191ZM207 189L208 188H205V190H207ZM63 190H65V192ZM66 190L68 191V193L66 192ZM232 190H234V192H233V195H231V196H233L234 199H237V197H239L240 195H242V194H239V192H242L243 193V191H241L240 189H239L240 191H238L237 189H233V188H232ZM55 191L56 192L59 191L60 194H62L64 192L63 195H62V197H61L62 199L60 198V194L59 193H55ZM69 191L72 192V194H70L71 196L70 195H67V194H69ZM39 192L42 193V195L40 194V196H39L38 195ZM74 192H76L78 194V196H77L78 198L82 199L84 197V199H82V201H83L84 204L82 203L81 200L80 201L77 200L78 198H76V193H74ZM29 193H30V195H29ZM34 193H36V194H34ZM65 193H66V195H64ZM99 193L100 194L107 195V196L102 195V197H101V195ZM97 194H99L98 197H97ZM50 195H52V199H51V196ZM53 195L54 196L56 195V198H55L56 201H55ZM57 195H59L58 197H59V199H61L60 202H62V200H65L63 197L66 198V196H67V198H72V200H75V201H72L71 200L70 201L71 203H70V202H67V201H69V199L66 198V202H67L68 205H65L66 204L65 201H64L65 204L64 203L59 204L60 202H59V199H58ZM72 195L76 199H74ZM113 195L115 196L116 203H115V200H114V196ZM21 196H22V199H21ZM8 197H10V198H8ZM13 197H14L15 200H12ZM44 197L46 199L47 198V195L44 196ZM99 197H101V198H99ZM103 197L104 198L107 197V198L106 199H103ZM35 198H36V200H35ZM109 198L112 199V200L110 201ZM26 199H28V200L26 201ZM37 199L39 201V205L40 206L42 205V208L45 211L43 209H41V207L38 205ZM57 199H58V202L59 203H57ZM99 199L101 201H102V199L104 201H106L108 199L109 200L106 201V202H104L105 204L103 202H101L102 203L101 204ZM29 200H30V202H28ZM50 200L52 201V205H51L50 208H52L53 205L56 204L55 205L56 207H53L52 211H51V209L49 207L44 206V205L50 206V204H51L50 203L51 202ZM98 200H99L98 204L100 203L99 206H101L99 208L97 206L98 204L96 203ZM184 200L185 199L182 200L183 202L180 201L179 204L181 205V202H182V204L184 203L183 204L184 205L183 207H185V208L188 207L190 210L192 208L194 210L193 211L194 212L193 213L194 216L191 213L192 210L190 211L188 209L190 211V213H189V211H186V212H188L189 214H192V218H190L191 215H188L190 219H187L186 218L187 215L185 216L184 213H181L180 212V214L177 215L178 217H176V219H178V220H174L173 221L174 228H175L174 229L175 232H173V235L175 234L174 235V239L177 241V243H178V241H180L179 244L181 243L183 246L185 245L186 247H184V248L186 250L189 249L187 251V253H186V251L184 249L183 250H180V252H179L180 254L178 256V259L181 262H178L177 261L178 263H182V264L188 263V264H190L191 262H193L191 264H201V263L202 264H215L218 261L219 262L221 261L220 263L218 262L217 264H264V236H262V235L261 236H258V238L256 239V241L258 242V244H256V246L254 245L252 247V246L248 245L250 247H247L246 246L245 249H243V251L242 250H239V249H236L233 252H229V251H231V249H232L231 247L232 246H228V244H230L229 243L230 236L228 237V235H227L226 236L227 239L229 238V241L226 239V242L228 243L227 244L228 247L225 246V245L224 246L222 245V247H223V249H225L227 247L226 250H228V248H230V249L228 250V252H225V254H224V252L222 254V252L219 251L221 249L218 248V247L221 246V244H218V243H220L221 241H224L225 240V237L223 238L224 233L222 234L220 232L221 234L219 236V233L217 231H215L214 229L212 230V228H210L211 226L208 227V225L205 226L206 228L203 227L201 229L202 225L204 226V223H205V221L204 220L202 221L201 219H200V222H202V225L201 226H200L199 221L196 222V220H195V224H194L193 223L194 222L193 220L196 217L195 215H197V212L199 210L196 211V209H194V207H196L195 205H194V207H190V206H192L195 203L197 204V202H192L193 203L192 204L188 199L185 200V201ZM40 201H41V203H40ZM76 201H77V203H76ZM78 201H79V203H78ZM72 202L74 204H77V205H74L73 204L75 206V208L72 205H69V203L72 204ZM214 202H213L212 205H211V203H208V204L210 206H214V204H215ZM106 203H107V205L109 204V206H108L109 208L107 206H105ZM113 203H114V205H113ZM186 203L189 206H187ZM199 203L200 202H198V204ZM222 203L223 202H221L219 204V202H218L217 204L220 205V206H224V205H222ZM14 204H16V205H14ZM24 204H26V205L24 206ZM36 204H37V206H36ZM57 204H58V206H57ZM62 204H64V207L63 208H66L65 210L62 207H59V205H62ZM80 204L82 206H80ZM91 204H93V205H91ZM185 204H186V206H185ZM204 204H207V203H204ZM204 204H203V206H204ZM94 205H96L97 207L94 206ZM201 205H202V203H201ZM209 205H207V209H209L208 212L210 213V210H212L213 208L210 207ZM67 206H68L69 211H71V213L73 212L74 209L77 210V208H78L80 210L79 211L77 210V212H73L71 214L69 211H67L68 210L67 209ZM198 206L199 205H197V207ZM18 207H19V210H18ZM24 207H26L27 209L24 208ZM57 207L61 210V211L59 210L60 212L58 211V208ZM208 207H210V208H208ZM215 207H217V205ZM10 208L12 210H10ZM39 208H40V210H38ZM55 208H57V211H56ZM91 208L92 209H94V208L97 209L96 211H95V209L92 210V212L95 211V212H93L94 214H91L92 213L91 212ZM103 208H107V209H103ZM201 208H203V207L201 206ZM28 209L29 210L31 209V210L28 211ZM54 209H55V211L53 213V210ZM84 209H86V211ZM98 209H100V210H98ZM16 210H18V213H16ZM76 210H74V211H76ZM104 210H106V211H104ZM43 211H44V213L46 212L45 215H44ZM97 211L98 212H101V213H98ZM24 212H25V214H24ZM34 212H32V213H34ZM48 212L51 215H49ZM65 212H66V214H65ZM103 212L105 214V217H104ZM106 212H108V213H106ZM201 212H202V209H201ZM201 212L199 211L198 213H201ZM208 212H206V214H209ZM58 213L60 214V216L58 215ZM84 213L82 215H84ZM61 214H63V215H61ZM68 214H69V216H67ZM107 214L109 215V217L107 216L108 218H106V215ZM206 214L204 213V215H206ZM46 215H48L49 218L47 216V219H46V217H45ZM94 215L97 216V217H95ZM198 215L199 216L200 215L202 216L203 214H198ZM198 215H197V217H199ZM56 216H57V218H56ZM58 216L61 217V218H59ZM92 216H93V218H92ZM101 216H103V217H101ZM206 216H205V218L207 219ZM215 216L217 217V215H214V217ZM15 217H17V218L15 219ZM69 217H71V218H69ZM94 217L96 219H94ZM158 217H159V221H162L163 220L162 215L161 216L159 215ZM63 218H65V219H63ZM88 218H89L90 221L87 220ZM91 218H92L93 222L91 221ZM97 218L99 219V221H98ZM103 218H104L105 221H102ZM205 218L203 217L202 219H205ZM181 219H183V220H181ZM191 219H193V220H191ZM86 220H87V222H85ZM94 220H95V222H94ZM198 220H199V218H198ZM213 220L214 221H217V219H213ZM213 220L211 219L212 223L214 222ZM183 221H185V222H183ZM88 222H90V223L88 224ZM91 223L92 224L94 223V224L92 225ZM181 223H184L183 226H182ZM187 223H189L190 225L187 224ZM75 224H78V222H76ZM101 224L104 225V226L103 227L100 226ZM198 224H199V226H198ZM3 225H4V227H3ZM90 225H92V226H90ZM175 225H176V227H175ZM124 226H126V225H124ZM190 226H192V227H190ZM194 226L195 227L196 226L200 227V230H202L203 233H200L201 231L198 230V227L195 228ZM144 227L145 228L147 227V228L145 229ZM144 227H143L144 230L142 228V230H143L142 232L141 231L140 232L134 231V232L136 234L138 232L137 235H141L145 231L147 232L146 234H149V232L147 230V229H149L148 226H144ZM151 227H150L149 231L151 229H153ZM189 227H190V229H189ZM193 227L196 229V232L194 231L195 229H193ZM97 228H99V229H97ZM177 228H178V231L176 230ZM182 228H183L184 231H187V230L189 231V230L192 229L190 232L187 231L188 233L185 232V233H187L186 236H188V237H190V235L192 236V234L194 235V236L190 237V238H192L191 240H190V238L187 239L188 242L186 241V238H184L185 234H184V231L181 230ZM208 228H210V229H208ZM95 229H97L99 232H97V230H95ZM155 229H156V226L152 230V232L155 234V236L152 233H150V234H152V237L153 238L158 235V231H159V229H157L156 232H155L154 231ZM203 229L205 231L208 229L209 232H210V230L217 232L218 233L217 235H218L219 238L216 236V234H212L214 232L211 233V236L209 235L210 233L207 232V233H209L208 235L210 237V238L207 239L208 235H206L207 233L204 232ZM131 233H130V235H128V238L134 239L137 235L134 236L133 235L134 233L133 232H131ZM84 234H85V236H84ZM93 234H95L96 236L93 235ZM200 234H201V237H200ZM202 234H204V236L206 235V237L204 238V236ZM99 235H101V236L99 237ZM173 235H172V237H173ZM90 237H92V238L90 239ZM148 237H151V236H148ZM98 238L100 239V242H99V239ZM217 238H218V240H217ZM182 239L184 241H181ZM202 239H204V240H202ZM191 241H193L194 245L196 246L194 248H191L192 251L190 250V247H192L194 245H193V243H191ZM209 242H210V244H208ZM142 243H144V242H142ZM177 243H175V246H176ZM188 243L189 244L191 243L192 245L191 244L189 245ZM216 243L218 245H220V246H218ZM221 243H223V242H221ZM106 244H108L107 245V249L108 250L111 249V251H112V250L115 249V248L112 249L113 245L115 247V245L117 246V244L119 245L121 243H118V242L117 243H112L111 241H109ZM179 244H178V246H182V245H179ZM223 244H225V243H223ZM215 245H217V246H215ZM120 246L121 245H119L117 248H119ZM183 246L181 248H183ZM201 246H204V247H201ZM136 247H132L131 249L136 248ZM222 247H220V248H222ZM181 248H179V249H181ZM203 248H204V250L202 251ZM214 248H215V250L216 249L218 250V253H217V250L214 251ZM176 249H177V247H176ZM194 249H195V251H194ZM197 249H199V250H197ZM211 250H213V251H211ZM183 251H185V253L189 257H187L186 255H184L185 253ZM189 251L192 254L191 253L189 254L188 253ZM201 251H202V253H201ZM214 252H215V254H214ZM101 253H100L101 256L99 254V257H100L99 259H100V261L103 264L104 263L110 264L109 261L112 258H114V257L117 260V254L116 253H114V254H116V256L114 254H113L114 256H111L110 255L108 257V260H107V255H109V251L108 252L101 251ZM206 254H208V255L205 256ZM226 254L229 255V256L227 255V257L229 258V260L225 256V258L227 260L225 259V261L223 262L224 257L222 258V255H226ZM180 256H182V257L180 258ZM196 256H197V258H196ZM201 256H202V258H200ZM184 257H187V259L184 258ZM89 258L92 260V258H93L92 255L89 254V255H86L83 258L84 261H87V262H85L86 264H88L90 262L92 263L94 261V260L93 261H90ZM207 258H208V261L206 260ZM102 259H104V261ZM115 259L114 260L112 259V260L117 263V261ZM129 259L130 258H128V255L125 256V260L128 261ZM188 259H190V260H188ZM194 259H196V261H193ZM123 260H124V258H123ZM125 260L123 262L124 264L127 263ZM183 260L185 262H183ZM209 260H210V262H209ZM199 261H200V263H199ZM203 261H204V263H203ZM111 263H113V262L111 261Z\"/></svg>", "mask_w": 264, "mask_h": 264}]
</instances>
